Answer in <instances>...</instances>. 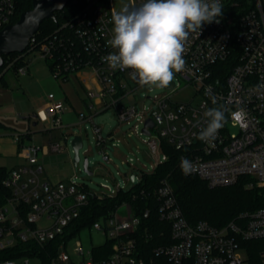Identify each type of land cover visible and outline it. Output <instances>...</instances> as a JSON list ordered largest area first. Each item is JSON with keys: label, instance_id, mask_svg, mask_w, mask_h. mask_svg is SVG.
I'll list each match as a JSON object with an SVG mask.
<instances>
[{"label": "built area", "instance_id": "built-area-1", "mask_svg": "<svg viewBox=\"0 0 264 264\" xmlns=\"http://www.w3.org/2000/svg\"><path fill=\"white\" fill-rule=\"evenodd\" d=\"M225 1L220 0L223 14L218 18L219 23L204 24L199 36L193 33L189 37L183 56L185 69L174 74L173 86L154 96L147 93L145 98L152 100L148 108L133 101L134 93L141 88L131 76L133 70H112L101 59L114 51L107 44L113 35V0H84L79 13L53 34L41 40L35 34L32 36L29 51L37 50L40 56L51 61L57 78L67 81L82 71L90 72L95 78L96 83L86 91L89 104L78 117L80 125L92 122L103 159L113 161L109 147L118 153V145L132 133L104 134L103 128L94 122L95 115L114 107L121 123L118 129L135 120L134 132L140 133L141 129V133L148 135L145 142L155 162L151 171L140 169L136 173L132 169L124 174L123 185L101 184V191L73 177L51 182L44 176L46 171L40 156L63 152L68 135L39 146L28 143L25 133L15 134L19 154L28 163L9 170L3 181L12 194L0 209L1 248L19 240L32 239L42 245L58 240V251L48 264H253L248 250L256 241L264 258V205L243 211L222 226L207 220L190 222L167 179L149 189L141 185L143 175L154 172L169 157L165 150L167 141L179 152V166L181 158H187L194 166L188 175L204 179L210 187L233 185L248 177V186L255 182L264 188V88L258 87L264 84V0H255L240 15L231 13ZM144 2L133 0L135 6ZM16 8V0H0V30L12 23ZM26 71L25 65L18 70L23 74ZM189 84L195 88L197 99L175 101L174 93ZM206 90L210 95L205 94ZM213 98L216 105L212 103ZM221 104L225 106L228 123L214 141L199 140L198 133L206 123L204 111ZM66 109L63 98L49 93V101L34 117L48 122L49 128L45 130L52 132L65 127L62 116ZM237 109L246 114L242 124L231 115ZM148 119H152L153 125L147 124ZM133 161L129 157L123 163L133 166ZM88 162L90 169L89 158ZM132 173L134 182L128 188ZM125 190L132 191L114 210L80 229L101 230L106 236L101 244L112 241L111 253L97 259L93 255L95 245L85 247L75 237L80 231L72 234L76 220L91 197L103 200L120 192L124 194ZM138 198L152 200L160 219L169 225V233L160 231L161 238H168L169 242L151 252L140 245L139 239L143 235L140 227L150 217L152 208H135ZM122 206L127 207L125 214L119 212ZM72 239L75 241L70 249ZM30 259L29 256L6 259L1 264H32Z\"/></svg>", "mask_w": 264, "mask_h": 264}, {"label": "rangeland", "instance_id": "rangeland-1", "mask_svg": "<svg viewBox=\"0 0 264 264\" xmlns=\"http://www.w3.org/2000/svg\"><path fill=\"white\" fill-rule=\"evenodd\" d=\"M232 2L233 0H226V8H228ZM125 5L135 7L133 0H113V11H119ZM8 59H11V61L7 63L5 69L12 64L14 57L7 58V61ZM30 59H32V62H28ZM26 61L28 65L26 73H17L13 69H8L4 76L11 86L9 89L10 94L8 95H10V97L12 96L17 104V109H14V115L12 119H10L13 128L19 130L21 133H26L28 126L31 127L33 130L31 138H26V141L39 146L47 144L52 139H64V135H68L66 139L67 147L63 152L50 153L43 158L41 157V161L46 168L44 176L47 180L56 182L61 179L73 177L76 181L86 184L91 189L101 191V184L103 183H108L112 187L123 185L125 183L124 174L130 173L132 169H134L136 173H139L140 169L146 171H151L153 169L152 166L155 160L149 155V146L145 142L149 138L148 135L141 133V129L140 133L134 132L132 127L135 120L130 124H122L121 129H118L121 123L114 107L100 112L94 117V122L103 128L104 134L114 132L116 136H121L120 132L122 131L126 133L132 132L127 140L123 139L118 145V153H116L114 148L109 147V153L113 159L111 162H107L103 159L101 147L97 145L94 137L92 122L89 121L86 122V124H79L80 119L77 115V110L81 108L80 105H75V109L73 106L69 105L67 112L63 113V122L66 125L69 124V126H65L62 129H54L52 132L46 131L45 129L49 128L48 122L30 117L38 110L35 106V101L49 100V93H54L57 98H64L66 91L73 93L71 91L72 88L73 90L76 88V90L82 94L83 87L76 75L72 78V82H65L57 78L50 67L49 60L40 56L37 50L28 53L26 55ZM2 89H4V86L1 81L0 91ZM164 91L165 88L159 89L152 86H144L136 90L133 95V101L137 102L139 106L142 105L148 108L152 104V100L150 98H145L147 93L154 96ZM10 97H5L4 105L11 102L9 101ZM194 97L196 100V91L190 84L181 87L173 95L175 101L184 102H188ZM8 111H10V109ZM20 120L25 121V124H19L18 121ZM34 121H37L38 124L34 125ZM86 125L87 127H85ZM0 134L2 133L0 132ZM75 134H81L83 137V146L80 148L81 159L78 165L73 162L74 151L72 140ZM162 152L160 155H162ZM85 156H88L90 160V169L93 171L92 174L84 170ZM129 157L134 158L133 166H130L128 163H123V160L129 159ZM7 159L8 158L4 156H0V163L10 166V163H6L8 161ZM126 210L127 207L122 206L119 212L125 214ZM75 237L80 239L85 247L92 245L96 246L106 240V236L101 230L90 227L82 229ZM75 239H72L69 243L70 249ZM30 261L32 264H41V260L37 257H31Z\"/></svg>", "mask_w": 264, "mask_h": 264}, {"label": "trees", "instance_id": "trees-1", "mask_svg": "<svg viewBox=\"0 0 264 264\" xmlns=\"http://www.w3.org/2000/svg\"><path fill=\"white\" fill-rule=\"evenodd\" d=\"M254 3L255 0H233L228 9L231 13L240 15L252 7ZM31 4L32 0H16V14L12 19V23L17 21L20 14L31 7ZM83 6L84 0H69L63 9L55 12V19H46L41 23L34 36L37 37V40H41L53 34L65 23L71 21ZM29 47L30 45L23 52L4 55V64L0 67V73L3 71L0 74V82L4 81V73L8 69H13L18 73L19 68L27 64L26 55L30 52ZM10 57H14L12 64L5 69L7 63L11 61V59L7 61V58ZM49 64L51 67L52 62L49 61ZM3 128H5V124L0 120V130ZM24 135L26 136V134ZM165 150L169 157L161 162L154 172L145 173L141 185L149 189L158 186L164 179H167L171 183L183 212L190 222L207 220L213 225L222 226L234 219L239 213L255 210L264 205V188L258 186L255 182H253V185L248 186V177L241 178L233 185L210 187L204 179L195 175H185L181 171L179 152L167 141H165ZM8 172L9 170L5 166L0 165V209L3 208L12 194V190L6 187L3 182ZM131 191L125 190L123 191L124 194L120 192L114 197H107L103 200L91 197L90 203L83 207L81 217L76 220L72 234H76L82 227L90 226L102 215L109 214ZM134 206L137 209L152 208L150 217L145 219L140 227L143 233L139 239L140 245L151 252L156 246L164 242L168 243V238H161L160 231L165 230L169 233V225L160 219L153 201L138 198L134 202ZM146 225L148 228H145ZM147 234H150L149 238H146ZM57 244L58 240H53L44 245L32 239L28 241L19 240L12 246L0 247V263L6 259H19L30 256L39 258L42 264H48L58 251ZM111 251V240L93 247V255L97 259L106 257ZM262 252L260 245L253 241L248 250L249 260L253 264H264Z\"/></svg>", "mask_w": 264, "mask_h": 264}, {"label": "clouds", "instance_id": "clouds-1", "mask_svg": "<svg viewBox=\"0 0 264 264\" xmlns=\"http://www.w3.org/2000/svg\"><path fill=\"white\" fill-rule=\"evenodd\" d=\"M222 14L220 0H146L135 7L125 5L112 12L113 35L107 44L114 51L101 59L112 70L132 69L131 76L141 87L164 89L175 73L185 69L183 56L191 34L199 36L204 24L219 23ZM258 87L264 88V84ZM205 94L210 95L207 90ZM212 103L217 104L215 98ZM231 115L241 124L246 116L242 109ZM203 116L206 123L198 139L214 141L228 123L225 106L208 108ZM180 167L185 175L194 171L187 158H181Z\"/></svg>", "mask_w": 264, "mask_h": 264}, {"label": "water", "instance_id": "water-1", "mask_svg": "<svg viewBox=\"0 0 264 264\" xmlns=\"http://www.w3.org/2000/svg\"><path fill=\"white\" fill-rule=\"evenodd\" d=\"M69 0H32L31 7L24 10L17 21L6 25L0 30V67L4 64V55L13 52H23L30 43L32 36L39 30L41 23L46 19H55V12L63 9ZM170 82L168 87L173 86ZM37 123L34 122V125ZM147 124L153 125L152 119H148ZM144 131L149 133L148 129ZM74 148V162L78 164L80 156V148L83 146V137L80 134L74 136L72 140ZM88 156L84 158V170L92 174L89 169ZM134 173L131 174L128 188L134 182Z\"/></svg>", "mask_w": 264, "mask_h": 264}, {"label": "crops", "instance_id": "crops-1", "mask_svg": "<svg viewBox=\"0 0 264 264\" xmlns=\"http://www.w3.org/2000/svg\"><path fill=\"white\" fill-rule=\"evenodd\" d=\"M28 62H32V59H30ZM25 66L28 67L27 64ZM74 75H76V77L79 78L80 84L83 87L82 94H80L79 91L76 90V88H75L76 92L72 88L71 91L73 93H71V92L69 93L68 91H66L65 97L63 99L65 100L66 105H67V109L65 112H67L69 105L73 106L74 109H75V105H80L81 108L77 110V115H79V112L81 110H84L90 101L89 99L86 98V91H87L88 87L92 84H95L96 81H95V78L88 71H82V72L76 73ZM74 75L70 76L69 79L65 82H72V78L74 77ZM4 76H5V73H4ZM2 82H3L4 89H2L0 91V120L5 124V128L0 130V132L2 133V134H0V156H4V157L8 158L7 159L8 161L6 163H10L9 164L10 166L3 164V163H0V165L5 166L7 168V170H11L14 167H17V166H20L23 164H27L28 161H27L26 157L19 154L18 144L16 143V141L14 139L15 134H22V133L19 132V130H16L15 128H13V126L11 124L12 122H10V119H12V117L14 115V112H13L14 109H17V104H16V101L13 100V97L12 96L10 97V95H8V94H10L9 89L11 87L9 82L6 80V78H4V81H2ZM5 97H10L9 101H11L6 105H4ZM48 101L49 100H47V101H43V100L38 101L37 100V101H35V106H36V108L40 109ZM9 109H10V111H8ZM36 112H34L33 115L30 117H33L35 119L34 115ZM34 122H36L38 124L37 121H34ZM34 122H33V124H34ZM18 123L19 124H25V121L20 120V121H18ZM63 124H64V122H63ZM64 126H69V124H67V125L64 124ZM32 132H33V130L31 129V127L28 126L27 131L25 133L27 139L31 138ZM49 154L41 155L40 160H41V157L43 158L44 156H47ZM41 163H42V161H41ZM45 171H46V168H45Z\"/></svg>", "mask_w": 264, "mask_h": 264}]
</instances>
